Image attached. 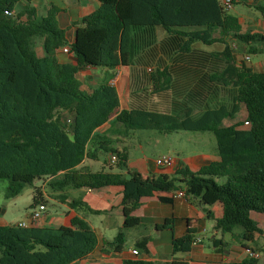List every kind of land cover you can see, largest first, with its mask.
Listing matches in <instances>:
<instances>
[{"label": "trees", "instance_id": "obj_1", "mask_svg": "<svg viewBox=\"0 0 264 264\" xmlns=\"http://www.w3.org/2000/svg\"><path fill=\"white\" fill-rule=\"evenodd\" d=\"M30 1L0 0V179L8 181L7 198L32 187V209L45 205V188L36 183L52 179L46 189L59 192L61 172L68 173L67 182L76 188L118 184L124 188V228L131 229L140 225L133 212L143 198L179 190L203 205L220 203L223 215L216 220V229L226 234L241 227L243 239L254 241L262 229L252 215L264 214V72L246 62L238 64L233 43L240 40L249 45L248 53L257 54L258 47L251 44L264 45V34L243 33L238 17L225 10L220 0H100L99 9L84 17L75 42L69 45L58 22L60 8L51 5L47 15L39 17ZM233 4H246V0H233ZM258 10L264 13V6ZM156 27L168 34L178 55L210 64L212 84L235 90L230 105L209 108L194 118L191 108L178 115L140 107L121 109L119 93L111 84L89 91L83 88L77 78L82 68L115 71L132 66L139 52L136 31ZM43 40L54 50L69 46L76 62L62 63L56 54L40 56L37 47ZM200 43L221 47L203 52L196 46ZM196 50L204 60L189 56ZM148 75L154 82L164 79L154 84L157 91L170 89L167 69L148 71ZM243 106L250 129H238V124L223 126L225 120H235ZM66 112L72 114L70 127ZM115 115L114 123L127 132H212L220 160L198 171L182 166L172 178L133 172L123 179L110 173L76 172L86 158L98 160L100 153L117 156L111 168H128L127 151L113 148L108 136L98 134ZM91 143L93 149H89ZM56 199L61 202V195ZM80 203L73 201L70 206L77 208ZM194 234L190 229L174 239L173 254L191 252ZM125 241L121 231L109 247L119 252ZM149 242L150 238H144L136 247L148 255ZM214 243L218 252L226 246L222 240L214 239ZM97 244L96 232L80 217L69 226H0V264H72L89 256ZM124 264L161 263L133 259ZM242 264L259 263L247 259Z\"/></svg>", "mask_w": 264, "mask_h": 264}, {"label": "crops", "instance_id": "obj_2", "mask_svg": "<svg viewBox=\"0 0 264 264\" xmlns=\"http://www.w3.org/2000/svg\"><path fill=\"white\" fill-rule=\"evenodd\" d=\"M264 1V0H262ZM31 5L37 9L39 17L47 15L51 5L60 8L58 22L62 29L66 31L69 45L76 40L77 28L84 17L99 9L100 0H31ZM17 7L21 10L23 5ZM246 5H251L246 0ZM264 6L257 5L256 8ZM263 13V12H262ZM264 14V13H263ZM234 15V14H233ZM237 17V16H236ZM242 32L264 34L263 19L256 18L252 22H246L244 18H239ZM139 52L132 66L118 67L115 71H107L101 68H82L77 74L83 88L93 90L103 84L114 85L119 93L121 109H132L134 107L144 108L154 112L178 115L186 108L193 110V117L199 118L207 109L216 108L221 104L230 105L235 90L222 87L210 82L212 74L210 64L204 62L188 61L178 55L177 49L171 46L168 34L161 28H143L136 31ZM237 43L243 49L239 59ZM196 46H199L196 45ZM251 46L258 47V52L264 47L262 44L252 43ZM67 47V46H66ZM69 47V46H68ZM235 58L238 64L245 62L248 55V44L240 40L233 43ZM220 49V48H219ZM40 56L56 54L60 62H76L72 53H64L63 48L54 50L48 40H43L37 47ZM246 65L255 71L264 72V61L257 67ZM152 68L167 69L171 78V87L166 91H157L155 83L161 84L163 78L152 81L148 75V70ZM260 69L259 70H257ZM201 84L199 87L197 84ZM196 92V98L189 100L192 92ZM67 125H72V114L65 113ZM116 115L98 130V134L108 136L112 147L120 151H127L129 155L128 168H111L110 159L101 158L98 160L86 158L77 168L76 172L88 173H110L113 176L128 179L130 173L138 172L144 177L167 175L175 177L176 171L182 166H187L192 171H198L204 166L220 160L218 145L211 150H189L181 146V142L186 140L193 144L195 140L203 141L207 137L203 133L197 132L198 137L191 135L185 137L182 132H162L158 130H144L127 132L123 126L116 125L114 120ZM239 118V119H237ZM247 111L243 106L235 120H225L223 126L238 124V129L246 128ZM138 132L149 135L151 140L155 136V147L157 155L150 158L145 154L143 141L146 137L138 136ZM215 137V135H214ZM143 138V139H140ZM170 138H174L173 142ZM136 140V142H133ZM94 145L89 144V149ZM162 155H170L175 158V163L171 166L158 164V159ZM106 167V168H105ZM68 173L61 172V191L50 192L46 189L47 183L52 180L39 181L36 187H44L48 202L46 211L37 222L39 227L69 226L75 217L85 220L94 229L98 237V244L95 250L87 257L72 264H124L133 259H143L146 261L170 264L174 261H182L188 264H242L247 260L245 248L252 247L260 252L259 264H264V214H253L252 217L259 223L262 233L257 235L254 241L247 242L243 239V229L235 228L233 233L223 234L215 227L216 220L223 215V207L220 203L213 206L203 205L199 199H189L178 197V191L157 192L151 197H145L140 205L133 212V215L140 220V225L131 228H124V188L115 184L103 188H76L71 182H67ZM30 188V189H28ZM29 191H28V190ZM180 192V191H179ZM61 195V202L56 197ZM34 201V188L27 187L24 192L14 198H5V203L1 207L0 226L16 225L19 222L29 223L32 212L39 206L32 209ZM80 201L77 208H72L70 203ZM50 208H55L59 213L49 212ZM194 230V239L199 241L187 254H173V241L187 234L188 230ZM124 231L126 241L123 249L119 252L109 247L116 236ZM150 238L148 245L149 254L141 253L136 247L138 241ZM214 239L222 240L226 243L222 252H218ZM137 249L139 256L133 255V250Z\"/></svg>", "mask_w": 264, "mask_h": 264}, {"label": "rangeland", "instance_id": "obj_3", "mask_svg": "<svg viewBox=\"0 0 264 264\" xmlns=\"http://www.w3.org/2000/svg\"><path fill=\"white\" fill-rule=\"evenodd\" d=\"M249 2L251 3V5H246V4L235 5L229 12L231 14H234L235 16H237L239 18H241V17L244 18L246 20V22H252V20H255L256 18L263 19L264 14L260 10H258L256 8V6L264 4V1H262V0H249ZM219 47H221L219 44H215L213 46H206V45L201 44V43L199 44V46H197V48L203 52H211L214 50H218ZM242 50L243 49L240 47V44L237 43L236 53L238 54L239 59H241L240 57H242V55H240ZM248 55L251 58V60L248 62V65L257 67L260 63H262L264 61V47L257 54L248 53ZM189 56L190 57L194 56L195 58H197V60H204L205 59L204 55L201 52H199L198 50H196L195 54H192ZM188 59H192V58L188 57ZM257 70L260 71V69H258V68H257ZM197 85L199 87H201L200 83ZM196 95H197L196 92L193 91L192 94L189 96V100H192V99L194 100L196 98ZM237 119H239V118H237ZM245 129H250V127L246 126ZM182 133L184 135H187L185 137H190L191 135H195L194 137H198L197 132H182ZM203 134L205 135V137H207L205 140H203V141L195 140V142L193 144L188 143L186 140H183L181 142V146H183L184 148H188L189 150H211V149H213V147H216V141H215L214 134L212 132H206ZM149 135H154V134H145V133L138 132V136L146 137L143 141V144L145 146V149H144L145 154L150 158H154L157 155L156 151H158L157 150L158 148L155 147L156 146L155 142H154L155 136L152 137L153 139L151 140L150 138H148ZM140 139H143V138H140ZM174 140H175L174 138H170L171 142H173ZM133 142H136V140H133ZM109 155L110 154H107V153H101V158L103 160H105L108 158ZM7 188H8V181L0 179V207H2L3 204L5 203V198L7 195ZM28 189H30V188H28ZM58 211L55 208L49 209V212H51V213H55V212L59 213ZM53 227H57V226H53Z\"/></svg>", "mask_w": 264, "mask_h": 264}, {"label": "built area", "instance_id": "obj_4", "mask_svg": "<svg viewBox=\"0 0 264 264\" xmlns=\"http://www.w3.org/2000/svg\"><path fill=\"white\" fill-rule=\"evenodd\" d=\"M221 4L223 6V8L227 11H230L233 7V0H220ZM63 52L64 53H71L70 47H64L63 48ZM251 60L250 57H246L245 58V62H249ZM149 73H152L153 69L150 68ZM245 124L248 126L249 123L245 122ZM117 162V156L112 155L111 159H110V164H115ZM158 164L160 165H173L175 163V158L173 156L170 155H162L159 159H158ZM178 197H183L185 198L186 194L184 191H180L177 194ZM46 206L45 205H39V207L37 209H35L32 214H31V220L29 223L27 222H19L18 224H16L19 227L22 228H28V227H32V226H36L37 222L42 218L43 213L46 211ZM199 241H194L193 242V246L196 245L197 243H199ZM245 253H246V257L247 259H255L258 260L261 258V254L259 251H257L256 249L252 248V247H246L245 248ZM140 252L137 249L133 250V255L134 256H139Z\"/></svg>", "mask_w": 264, "mask_h": 264}]
</instances>
